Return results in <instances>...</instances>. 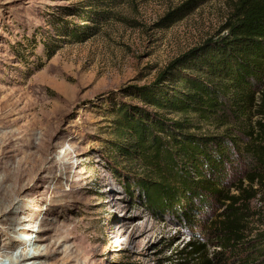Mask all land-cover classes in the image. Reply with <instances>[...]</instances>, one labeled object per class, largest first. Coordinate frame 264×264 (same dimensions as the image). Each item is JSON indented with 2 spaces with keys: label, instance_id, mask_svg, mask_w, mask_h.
Here are the masks:
<instances>
[{
  "label": "rangeland",
  "instance_id": "obj_1",
  "mask_svg": "<svg viewBox=\"0 0 264 264\" xmlns=\"http://www.w3.org/2000/svg\"><path fill=\"white\" fill-rule=\"evenodd\" d=\"M230 7L231 0H0V206L13 200L0 213V253L41 250L31 264H184L178 252L189 242L214 251L220 202L209 199L192 224L150 211L135 188L147 174L118 152L125 142L113 122L123 104L155 112L134 88L223 37ZM93 11L103 19L85 21ZM83 26L94 32L88 40L67 36ZM44 44L56 49L49 59ZM192 131L221 130L198 122ZM244 171L242 162L228 166L224 191L238 195ZM249 210L254 231L264 224L263 190Z\"/></svg>",
  "mask_w": 264,
  "mask_h": 264
},
{
  "label": "trees",
  "instance_id": "obj_2",
  "mask_svg": "<svg viewBox=\"0 0 264 264\" xmlns=\"http://www.w3.org/2000/svg\"><path fill=\"white\" fill-rule=\"evenodd\" d=\"M91 13L85 21L103 19L102 12ZM88 30L74 28L67 36L84 42L94 35ZM222 30L220 39L172 61L152 85L135 87V97L156 111L120 105L113 130L125 142L118 152L140 162L147 174L135 188L150 211L192 224V215L205 211L211 199L220 202L211 228L214 251L189 242L178 252L184 264H264V224L249 228L255 214L250 201L256 190L264 191V0H231ZM43 47L46 59L56 52ZM162 112L195 120L166 119ZM198 122L221 131L197 134L192 130ZM236 162L246 171L233 195L222 180Z\"/></svg>",
  "mask_w": 264,
  "mask_h": 264
},
{
  "label": "bare ground",
  "instance_id": "obj_3",
  "mask_svg": "<svg viewBox=\"0 0 264 264\" xmlns=\"http://www.w3.org/2000/svg\"><path fill=\"white\" fill-rule=\"evenodd\" d=\"M13 200L6 201L5 205L0 206V213L5 210V208L12 203ZM30 249H27V252L21 256H4L2 251L0 253V264H31L30 260L37 258L43 253L41 250L36 249L32 254H29Z\"/></svg>",
  "mask_w": 264,
  "mask_h": 264
}]
</instances>
